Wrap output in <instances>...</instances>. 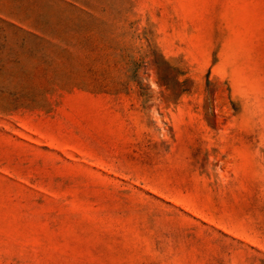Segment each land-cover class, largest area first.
Listing matches in <instances>:
<instances>
[{"label": "rangeland", "instance_id": "1", "mask_svg": "<svg viewBox=\"0 0 264 264\" xmlns=\"http://www.w3.org/2000/svg\"><path fill=\"white\" fill-rule=\"evenodd\" d=\"M0 264H264V0H0Z\"/></svg>", "mask_w": 264, "mask_h": 264}]
</instances>
